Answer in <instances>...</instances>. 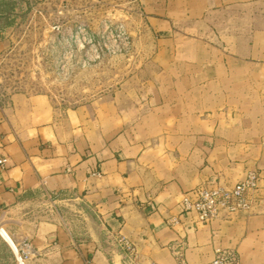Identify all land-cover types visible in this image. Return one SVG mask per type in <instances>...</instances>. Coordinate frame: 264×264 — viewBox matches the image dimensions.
Segmentation results:
<instances>
[{
    "label": "crops",
    "instance_id": "crops-1",
    "mask_svg": "<svg viewBox=\"0 0 264 264\" xmlns=\"http://www.w3.org/2000/svg\"><path fill=\"white\" fill-rule=\"evenodd\" d=\"M138 1L167 90L66 126L43 95L0 98V218L30 264H123L122 238L137 264H205L219 246L264 264V0ZM250 168V211L166 225L185 191Z\"/></svg>",
    "mask_w": 264,
    "mask_h": 264
},
{
    "label": "rangeland",
    "instance_id": "rangeland-1",
    "mask_svg": "<svg viewBox=\"0 0 264 264\" xmlns=\"http://www.w3.org/2000/svg\"><path fill=\"white\" fill-rule=\"evenodd\" d=\"M141 7L138 0H3L0 98L43 95L66 126L102 119L109 105L140 104L148 93L166 91L170 82L151 62L156 35ZM36 213L45 215L46 206ZM120 252L123 264H137ZM36 258H21L0 218V264Z\"/></svg>",
    "mask_w": 264,
    "mask_h": 264
},
{
    "label": "built area",
    "instance_id": "built-area-1",
    "mask_svg": "<svg viewBox=\"0 0 264 264\" xmlns=\"http://www.w3.org/2000/svg\"><path fill=\"white\" fill-rule=\"evenodd\" d=\"M6 161L5 157L0 158V164ZM261 179V171L250 168L243 179L232 185L220 181L201 183L181 195L177 210L166 217L165 223L172 229H178L189 221L192 223L189 226L191 229L216 218H231L239 213L250 211L259 200ZM17 244L21 258L37 255V250L31 243ZM119 246L125 254H130L131 244L127 239H119ZM11 248L13 249L12 246ZM15 255L18 260L16 253ZM205 264H241L240 255L233 248L219 246L215 248L214 258Z\"/></svg>",
    "mask_w": 264,
    "mask_h": 264
},
{
    "label": "bare ground",
    "instance_id": "bare-ground-1",
    "mask_svg": "<svg viewBox=\"0 0 264 264\" xmlns=\"http://www.w3.org/2000/svg\"><path fill=\"white\" fill-rule=\"evenodd\" d=\"M18 248H19V246H18Z\"/></svg>",
    "mask_w": 264,
    "mask_h": 264
}]
</instances>
